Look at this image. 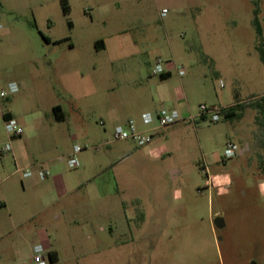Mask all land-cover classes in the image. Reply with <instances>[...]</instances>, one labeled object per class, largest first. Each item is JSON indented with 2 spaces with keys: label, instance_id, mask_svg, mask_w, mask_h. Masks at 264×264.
Wrapping results in <instances>:
<instances>
[{
  "label": "rangeland",
  "instance_id": "rangeland-1",
  "mask_svg": "<svg viewBox=\"0 0 264 264\" xmlns=\"http://www.w3.org/2000/svg\"><path fill=\"white\" fill-rule=\"evenodd\" d=\"M62 1L0 0V84L19 87L0 99V146H13L3 118L11 113L24 139L38 135L30 148L40 162L65 163L75 145L104 135L100 122L110 110L124 118L148 111L151 79L166 85L165 106L183 117L188 108L195 116L201 105L219 106L234 89L249 113L216 124L187 114L144 148L111 137L103 145L96 136L77 156L80 167L70 169L79 176L87 167L74 200L63 205L66 214L41 210L42 218H33L41 205H20L21 231L0 232V264H35L45 230L60 250L59 261L48 264H264V179L257 172L264 154V0H64L67 15ZM157 59L172 70L167 80L152 73ZM229 142L250 143L251 152L226 160ZM151 144L169 154L149 153ZM4 157L0 182L15 165ZM19 179L0 185V196L14 180L20 196H33ZM220 218L223 229L214 225Z\"/></svg>",
  "mask_w": 264,
  "mask_h": 264
},
{
  "label": "crops",
  "instance_id": "crops-1",
  "mask_svg": "<svg viewBox=\"0 0 264 264\" xmlns=\"http://www.w3.org/2000/svg\"><path fill=\"white\" fill-rule=\"evenodd\" d=\"M50 43H51V40H50ZM168 70L170 73H172L170 69ZM149 87H150L149 88L150 96L147 98L148 104L146 106L148 111L144 113L154 112L163 106L166 107L165 105H167V103H170V98L167 92V87L166 85H164V83H159L158 81L151 79ZM227 92L223 95V100L221 103H219V106L234 108V107L241 106L242 104L245 103L243 100H241L239 94H237L236 98L233 96L237 92L235 89L232 90L233 95L231 97L228 95ZM185 103L187 107H189L188 102L186 101ZM134 105L135 104H128V106H134ZM244 109H245L244 112L243 111L240 112V114L242 115L241 117H243L246 113H249V107L248 108L245 107ZM144 113H141L140 115H136V117L124 118L123 111L119 109H115V108L110 110L106 116L107 119L105 122L107 126L104 129V132H105L104 135H96L100 137V141L97 143H100V144L103 143V145L109 144L108 142L109 137L113 138L114 127L119 123L126 122L130 118H134L137 120L138 127L141 131H147V132L151 131L152 128L150 126H145L142 123L141 117ZM189 113L191 112L188 108V111H186L184 114V118H186L187 114L189 115ZM10 116L12 119H15L13 114L10 113ZM173 126H176V124ZM173 126L166 128V129L156 131L154 133L155 137L161 138L162 135H168L169 133L168 132L166 133V131L173 128ZM173 132L174 131H172L171 133ZM108 134H111V135H108ZM93 136L94 135H92V137L86 138L83 146L81 147L91 146L92 145L91 141L94 138H97L96 136L95 137ZM75 137L76 136H73L74 139ZM7 138L9 139L10 137H7ZM37 138H38V135H34V137L32 138L24 139V135H23L21 138H15V140L13 139L14 140L13 146H12L13 152L11 155H8V156L13 158L15 165L14 167H12V171H11L12 173L9 176H7L5 181L0 182V185L4 184V182L5 183L9 182V180H11L12 178L18 175L20 178L19 180L22 184L23 192L31 193L33 196L24 197L18 194V191L16 190V187H18V184H19L18 180L12 181V183L9 184L5 188V194L3 195L2 193V195L0 196V212L2 210H5V212H7V215H5V222L0 223V232L2 234H3V229H4V233L5 232L6 233H10V232L19 233L21 231L20 226H22V224L19 222V220L16 221L17 219L16 213L17 211L20 210V205L27 204L28 202L37 203L39 207L41 205V207L39 208L40 211L41 210L53 211L55 217H59L58 212H62L63 215L66 214L67 208L63 205L69 204L70 202L74 200V199L72 200L71 197L73 196L75 192H77V190H79V188L82 185L80 177L82 176L81 175L82 172H86V169H87L86 165L84 164L83 170L79 171V176L78 175L72 176L73 173H71V170L68 168L66 162L63 163L62 160H59V157L58 158L51 157V158H48L47 160H43V162H40V158H38L37 154L30 148L32 142L37 140ZM21 145H25L26 147L25 151L21 150L20 148ZM43 146L46 152L48 150H51L50 145L45 144ZM75 146H80V145H75ZM150 146H151L150 148L147 147L148 152L155 153V155L160 156V158L166 157L169 154L168 152H162L159 148V145L154 146L151 144ZM74 147L72 151L68 152L67 154H64L63 157H68L73 152ZM49 152L51 153L48 154V156L52 155V153L54 154V152L52 151H49ZM250 152H251L250 143H247L240 148L241 156H244ZM8 156L4 157L5 161L8 160ZM263 156L264 154L262 155L260 159V163L257 166V172L259 173V176H260L259 178L261 179H264V158ZM217 162L218 160L215 161V163ZM41 164L45 168L49 169L52 173V176L48 178L47 180L40 181L36 176L30 177V178H23L22 175L17 173V169L19 168L21 169L33 168ZM92 164L94 166L95 165L98 166L97 162H94ZM103 168L106 169L108 167L103 166ZM177 173L178 171L176 170L172 172L173 178H175ZM33 218H42V211L35 213L33 215ZM45 232H46V235H42V232H39V234L41 233L42 235L40 239H42V241L43 240L47 241L46 246H43V247L48 253H51L53 255L55 262H57L59 261L60 250L58 246L56 245V236L53 234H50L47 230H45ZM17 261H15L13 264L22 263L21 259L18 262Z\"/></svg>",
  "mask_w": 264,
  "mask_h": 264
},
{
  "label": "built area",
  "instance_id": "built-area-1",
  "mask_svg": "<svg viewBox=\"0 0 264 264\" xmlns=\"http://www.w3.org/2000/svg\"><path fill=\"white\" fill-rule=\"evenodd\" d=\"M167 10H164L162 16L164 17L167 14ZM0 30L2 26L0 25ZM167 63L162 61V59H157L155 61V66L152 71L153 75L161 76L169 72L165 68ZM170 69V68H169ZM171 70V69H170ZM176 70L179 76L184 77V69ZM172 71V70H171ZM225 85L221 82L220 89H224ZM19 92V87L16 83H10L5 88L0 84V99H6L10 95H14ZM228 107L215 106V105H201L199 107V113L193 115L189 113V121L200 120V121H209L212 124L219 123L224 118V113ZM142 123L145 126H150L151 131H141L138 127L137 120L134 118L128 119L124 123H119L114 127L113 130V140L116 142H133L138 148H144L149 145L155 136V132L158 130L166 129L170 126L177 124L178 122L184 120V117L175 109L171 107H161L154 112L144 113L141 117ZM100 125L103 128H106V122L101 121ZM5 128L10 137V139L21 138L24 135V129L19 125L15 119H10L5 121ZM87 147L75 146L73 153L66 157L64 160L69 169H77L80 166V163L77 159V156L86 150ZM91 148V147H90ZM240 151V148L235 143L229 142L225 148L224 158L226 160H231L235 158ZM13 148L10 143H7L3 146H0V157L8 156L12 154ZM17 173L22 175L23 178H30L36 176L40 181L47 180L52 176V173L49 169L45 168L42 165L33 168L27 169H17ZM34 263L35 264H48L49 255L45 248L41 245H38L34 249Z\"/></svg>",
  "mask_w": 264,
  "mask_h": 264
},
{
  "label": "trees",
  "instance_id": "trees-1",
  "mask_svg": "<svg viewBox=\"0 0 264 264\" xmlns=\"http://www.w3.org/2000/svg\"><path fill=\"white\" fill-rule=\"evenodd\" d=\"M62 4H63L64 13L67 15L68 12H69V8L67 6V3L63 0ZM255 14H256V17H255V20H254V24L257 26V28H259L258 10L255 12ZM69 25L71 27V23H69ZM258 31L260 32V29ZM41 35H42L43 39L47 43H50L49 38L45 37L43 34H41ZM96 47H97V49L103 48L104 47V42L100 41V42L96 43ZM258 51L260 53L261 60L264 62V49H263V46H260ZM170 77H171V73L167 72L166 74L161 75L160 79L164 81V80H167ZM262 100H264V97L262 98ZM245 107H247V105L242 104L241 106H238V107L228 108L225 111V113H224V120H231L232 121V120H235V119H240L241 116H242L240 114V112H242L243 111L242 109H244ZM259 108H261V111L264 114V105H259ZM53 113H54V115H55L57 120H63V115H62L60 106L54 107L53 108ZM3 118H4L5 121L6 120H10L11 119L10 113H4L3 114ZM49 260H50L51 263L55 262V259H54L53 255L51 253L49 255Z\"/></svg>",
  "mask_w": 264,
  "mask_h": 264
},
{
  "label": "water",
  "instance_id": "water-1",
  "mask_svg": "<svg viewBox=\"0 0 264 264\" xmlns=\"http://www.w3.org/2000/svg\"><path fill=\"white\" fill-rule=\"evenodd\" d=\"M214 225L217 229H223L225 227V222L223 219L220 218L215 220Z\"/></svg>",
  "mask_w": 264,
  "mask_h": 264
},
{
  "label": "flooded vegetation",
  "instance_id": "flooded-vegetation-1",
  "mask_svg": "<svg viewBox=\"0 0 264 264\" xmlns=\"http://www.w3.org/2000/svg\"><path fill=\"white\" fill-rule=\"evenodd\" d=\"M255 264V263H254Z\"/></svg>",
  "mask_w": 264,
  "mask_h": 264
}]
</instances>
